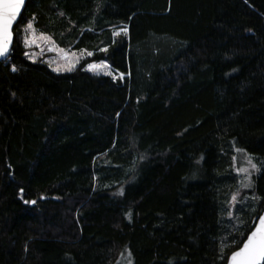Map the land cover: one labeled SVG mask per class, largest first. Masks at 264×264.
Wrapping results in <instances>:
<instances>
[{"label":"trees","instance_id":"1","mask_svg":"<svg viewBox=\"0 0 264 264\" xmlns=\"http://www.w3.org/2000/svg\"><path fill=\"white\" fill-rule=\"evenodd\" d=\"M27 22L93 55L60 74L31 62ZM14 36L0 264H226L264 211L261 168L229 227L230 153L264 161V0H28ZM101 61L124 77L86 69Z\"/></svg>","mask_w":264,"mask_h":264},{"label":"rangeland","instance_id":"2","mask_svg":"<svg viewBox=\"0 0 264 264\" xmlns=\"http://www.w3.org/2000/svg\"><path fill=\"white\" fill-rule=\"evenodd\" d=\"M125 26L116 27L113 29L114 37H117L116 33H119V35H127L128 34V28L126 27L127 34L124 32ZM22 36L23 39L25 36L29 40H32L33 35L36 37L35 43H32L31 46L25 45L23 42V45L26 49V55L27 58L31 62H43L49 68L55 72V73H65V72H71L75 70L84 59L88 58V51L84 50H78L75 49L72 45L68 48H63L58 45V43L49 35L45 34L44 32L38 30L33 25V30H27L26 26L22 28ZM47 37V39H41V36ZM51 49V50H50ZM60 49H63L64 51L61 52ZM74 54V55H73ZM65 56L67 59H65ZM9 59L4 61L8 62ZM92 64H96L97 68L91 70V72L96 73L98 75H110L113 78L118 77H124L122 74H118L112 67L107 63L104 62L108 67L105 68L101 62H93ZM74 65L71 67V70H69V66ZM55 69V70H54ZM87 69V67H86ZM108 72L109 74H105ZM229 164L228 167L230 168L231 172L233 173V177L235 180L232 194L230 196L229 200V209L226 212V217L230 221L231 225L229 227H234L235 229L239 227L241 224L240 219V209L244 208L247 209L248 207L254 208L252 205H254L255 201V194L251 192L253 189V185L255 186V178L259 174L260 171H256L250 167L247 163V158L252 157L253 162L258 164L259 162L254 158L252 155L248 154L246 151H237V149H234L233 153H230L229 155ZM233 157H235V161L233 160ZM247 168L248 172H238L239 169ZM249 177L251 181V187H245V184H248ZM236 196V200L234 201L232 199L233 196ZM116 264H133V257L130 253L123 254L120 258V260Z\"/></svg>","mask_w":264,"mask_h":264},{"label":"snow or ice","instance_id":"3","mask_svg":"<svg viewBox=\"0 0 264 264\" xmlns=\"http://www.w3.org/2000/svg\"><path fill=\"white\" fill-rule=\"evenodd\" d=\"M25 7V0H0V58H7L10 47L13 42V31L12 26L16 22L17 17L21 13V9ZM33 30V23H26V31ZM91 31V29H89ZM125 34H127L126 27L124 28ZM119 35V33H116ZM41 39H47L45 36H41ZM36 37L33 35L32 40H29L27 36L24 37L23 42L25 45L31 46L32 43H35ZM51 50V49H50ZM101 51H107L106 48L100 49ZM63 52V49H60ZM84 51V50H81ZM74 55V54H73ZM88 56H92V52L87 53ZM65 59L67 57L65 56ZM101 64L107 68L108 66L101 61ZM74 65L69 66V70ZM96 64H88L87 70L91 71L96 69ZM16 69L13 68V71ZM55 70V69H54ZM105 74H109L106 72ZM237 151H243L241 149H237ZM235 161V157H233ZM247 163L250 167L256 171H260L261 168H264V161L259 162V167L257 163L253 162L252 157L247 158ZM238 172H248L247 168L239 169ZM245 187H251V181L249 177L248 184H245ZM119 195H123V190L118 193ZM232 199L235 201L236 196L234 195ZM255 199H259L258 197ZM25 204H35L36 201H24ZM131 213H129V217ZM259 224L255 228V230L251 231V234L246 237L243 241V246L238 250H234L231 253V256L228 258L226 264H264V216H258Z\"/></svg>","mask_w":264,"mask_h":264},{"label":"water","instance_id":"4","mask_svg":"<svg viewBox=\"0 0 264 264\" xmlns=\"http://www.w3.org/2000/svg\"><path fill=\"white\" fill-rule=\"evenodd\" d=\"M27 2H28V0H25V7H26ZM25 7L21 9V13H20V15L17 17L16 22H15V23L13 24V26H12V31H13V42H12V45H11V47H10V51H9V53H10L11 50H12V47H13V44H14V40H15V36H14V28H15V26L17 25V23L19 22V20H20L22 14H23V12H24V10H25ZM8 55H9V54H8ZM4 59H5V58H0V63H1ZM260 216H264V211L262 212V214H261ZM258 224H259V219H257L256 224H255L253 230H255V228L258 226ZM253 230H252V231H253ZM250 234H251V232H250L248 235H250ZM242 246H243V244H242ZM242 246H241V247H242ZM237 250H238V249H237ZM230 256H231V255H230ZM230 256H229V257H230Z\"/></svg>","mask_w":264,"mask_h":264},{"label":"built area","instance_id":"5","mask_svg":"<svg viewBox=\"0 0 264 264\" xmlns=\"http://www.w3.org/2000/svg\"><path fill=\"white\" fill-rule=\"evenodd\" d=\"M11 53H12V52H10L9 55L7 56V58L4 59L3 61H6V60H8V59L10 60V55H11ZM8 62H9V61H8ZM8 62H5V63H8ZM12 70H13V67H12Z\"/></svg>","mask_w":264,"mask_h":264}]
</instances>
